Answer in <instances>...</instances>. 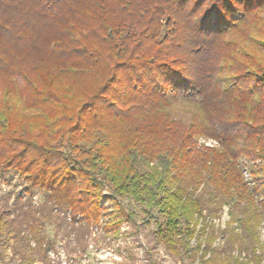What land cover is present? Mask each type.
<instances>
[{
    "label": "trees",
    "instance_id": "trees-1",
    "mask_svg": "<svg viewBox=\"0 0 264 264\" xmlns=\"http://www.w3.org/2000/svg\"><path fill=\"white\" fill-rule=\"evenodd\" d=\"M15 178L0 264H63L49 227L74 257L125 221L144 264L160 245L264 264V0H0V184Z\"/></svg>",
    "mask_w": 264,
    "mask_h": 264
},
{
    "label": "rangeland",
    "instance_id": "rangeland-1",
    "mask_svg": "<svg viewBox=\"0 0 264 264\" xmlns=\"http://www.w3.org/2000/svg\"><path fill=\"white\" fill-rule=\"evenodd\" d=\"M22 190L21 181L14 180L11 184H0V198L3 194L11 192L13 196L18 195ZM40 195L35 196V204L41 201ZM126 202V201H125ZM105 205L109 204L108 201L104 202ZM137 210L138 222H141L143 215L140 209ZM227 214H224L222 221L227 220ZM217 222V221H216ZM119 235L104 233L102 227L97 225L93 226L90 234V246L88 251L84 254L69 257L62 249V242L56 236L52 227L48 228V237L50 240L56 242L59 247V254L63 264H144V245L146 238L143 234H137L133 223L125 221L121 224ZM146 231L152 233V227H146ZM158 264H181L173 257L162 245L158 248L157 253Z\"/></svg>",
    "mask_w": 264,
    "mask_h": 264
},
{
    "label": "built area",
    "instance_id": "built-area-1",
    "mask_svg": "<svg viewBox=\"0 0 264 264\" xmlns=\"http://www.w3.org/2000/svg\"><path fill=\"white\" fill-rule=\"evenodd\" d=\"M208 144H209V145H212V142L210 141V142H208Z\"/></svg>",
    "mask_w": 264,
    "mask_h": 264
}]
</instances>
